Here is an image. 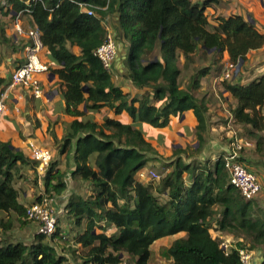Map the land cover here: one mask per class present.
<instances>
[{"label":"trees","instance_id":"obj_1","mask_svg":"<svg viewBox=\"0 0 264 264\" xmlns=\"http://www.w3.org/2000/svg\"><path fill=\"white\" fill-rule=\"evenodd\" d=\"M24 1L8 0L4 15L22 13L30 27L39 29L49 58L58 65L51 71L65 86L62 95L66 112L76 117L60 153L70 146L74 148L76 167L71 176L91 183L89 197L71 198L65 208L77 228L85 225L75 236V243L85 251L84 264H123L125 257L133 264H152L153 244L180 232L186 236L174 239L161 252L169 264H243L240 250L244 245L227 252L210 233L211 221L218 212L222 214L218 221L221 231L243 235L250 240L251 248L263 246L257 250L262 254L260 264H264V209L245 200L228 183L221 158L213 167L203 168L195 163L185 164L180 149L175 151L177 158L170 162V171L161 173L157 181L144 183L136 179L137 173L150 161L159 163L164 158L141 130L108 117L102 125L92 118L78 119L83 115L79 106L84 104L88 110L108 107L116 115L126 112L134 122L165 128L171 117L192 110L198 122L199 145L194 152L199 153L205 143L208 109L193 91L200 87V79L210 68L198 70L187 88L181 89L177 52L182 51L185 65L198 53L213 61H221L228 53L230 62L244 63L248 53L264 47V33L241 15L217 17L213 25L205 13L211 1L194 4L192 0H38L29 6ZM89 9L95 15H89ZM110 14L119 16L117 39L128 44V78L140 89H152L140 97H131L116 87L110 71L94 54L104 41L103 21ZM0 34L4 36L2 29ZM69 46H78L81 54H74ZM5 85L0 76V91ZM223 87L236 101L231 109L234 120L251 126L249 137L260 149L264 143V75L246 86L224 81ZM92 155L94 161L90 162ZM241 160L246 163L242 154ZM19 165H29L37 174V162L10 142L0 141V228L4 231L12 229L14 221L26 218L28 206L19 202L15 188ZM199 169L192 185L186 187L184 173L195 174ZM43 182L45 194L50 197L62 195L67 188L66 175L56 169L54 161ZM160 194L167 199L161 201ZM216 206L221 211L215 210ZM5 214L12 216L6 218ZM110 229L116 232L110 233ZM52 237L37 233L29 244L4 243L0 239V264H65L67 259L51 245Z\"/></svg>","mask_w":264,"mask_h":264},{"label":"crops","instance_id":"obj_2","mask_svg":"<svg viewBox=\"0 0 264 264\" xmlns=\"http://www.w3.org/2000/svg\"><path fill=\"white\" fill-rule=\"evenodd\" d=\"M204 1L206 0H192L194 4H202ZM218 2L211 3L206 7L205 13L208 17L209 14L215 15L214 19L217 17L228 18L233 15H241L246 19L249 17L253 20L255 28L264 33V0H228V2L226 0H219ZM209 20L213 25H216V22L212 21L211 18H209ZM16 25H20L26 30L30 27L29 21L17 13L12 14V16L3 15L0 22V29L4 31L3 37H1L0 34V76L5 79L6 85L0 92L4 91L9 86L12 73L24 62L26 47L31 44V39L26 34L21 35L16 32ZM103 26L106 32L108 30L111 31L117 38L120 32L119 16L117 14L108 15L103 21ZM116 40L118 45V57L113 63L110 71L113 84L119 87L124 93L130 94L131 97H140L146 92H151V88L140 89L136 87L128 78V70L125 65L126 58H124V54L127 56L128 44L125 41ZM69 49L76 55L81 54V49L78 46H69ZM177 54L179 57V68L181 69V76L179 78L180 88L185 89L189 83L187 82L189 81L188 79H190L194 72L191 71L189 73L190 69H188L187 79L183 81L185 59L182 51H178ZM257 54H260L264 61V47L251 51L248 53L247 57ZM41 59L50 69L45 76H42L45 97L36 99L28 90L22 88L11 89L12 91H9V98L6 100V110L0 114V141L10 142L16 149L22 151L25 156L31 160L32 145L45 147L52 151L56 169L65 173L67 179V188L64 193L60 196L53 197L58 221H64L63 223H65V229H63L57 238H64L66 240L67 237L68 242L65 241L67 247L72 246L74 250L80 249L84 251L81 249L80 245L75 243V236L85 229V225L80 229L77 228L74 222L69 220L65 208L71 198L85 199L89 197L92 194L91 183L75 179L71 176L76 167L73 161L74 148L70 146L65 153H60L64 137L71 132V123L76 117L66 112V102L62 95L65 86L62 84L57 74H54V77L51 76L53 74L51 69H57L58 65L51 61L46 47H44L41 52ZM227 62H229V55L228 53H224L221 59L222 69H224ZM246 62L243 63L241 69H239L238 73L231 81L246 86L264 75V65L259 67L257 65L258 61H255V58L250 59V64L244 67ZM221 74H219L221 77L214 76L212 70H210L206 76L200 79V87L193 91L197 98L204 101L208 109L206 114L207 128L204 133L205 143L202 150L198 153V159H196L197 153L194 152L199 145L196 135L198 122L192 110L185 112L182 116L171 117L170 124L165 128H154L143 122H134L126 112H123L121 115H116L114 110L108 107H104L100 110H88L84 104L79 106V109L83 111V115L78 119L85 121L92 118L93 121L102 125L104 119L108 117L110 119L119 120L125 124H132L135 128L141 130L145 139L151 143L160 156L162 155L165 158L171 157L169 163L177 158L175 151L182 149L183 152H181L180 157L183 158L185 164L195 163L203 168H210L214 166L229 145L220 143L223 137L222 135H226L230 142L232 137H237L236 132H242L244 130L247 135H249L251 129V126L241 125L234 120L231 109L236 106V101L231 93L223 87V77ZM201 92L203 93L201 94ZM213 92H215L218 99L211 102L206 96L212 95ZM156 104L161 105V102H157ZM261 135L264 137V130ZM246 140L251 143L246 149L252 148L256 153V157H248L247 160H245L246 164L249 169L258 176L259 181L262 186H264V171H262L264 169L261 167L262 158H260V155L264 154V143L259 146V149L255 139L249 138ZM191 147L194 148L192 153L190 152L191 149H189ZM91 161H94V155L91 156L90 162ZM153 164L159 163L153 160L150 161L144 169L137 173L136 179L148 183L150 178L146 179L145 172L148 170V167L153 166ZM200 171V169L197 170L195 174L185 172L183 176L184 185L190 187L193 183V178ZM256 172H258L259 175ZM15 188L18 191L19 202L25 206H30L33 203L39 202L37 200L38 197L42 199V196L45 194L43 179L40 180L38 174H36L34 169L29 165H19V170L15 176ZM166 197L167 196H164V194L159 195L161 201H165L167 199ZM214 209L221 211L217 206ZM5 215L6 218L12 216L9 214ZM221 216L222 214L218 212L211 221L210 233L213 231L216 233H228L219 229L218 221L221 219ZM102 225L104 226V223H102ZM12 229L6 232H10ZM115 232V229H110V233ZM185 236L186 233L180 232L177 235L158 241L161 244L163 243L169 246L174 239ZM53 239H55V235L51 239L54 243L52 246L57 249L59 253L57 246L60 243H57L58 239ZM4 243L17 242L10 240L4 241ZM65 256L70 262L72 256L70 254H66ZM168 261L170 262V260Z\"/></svg>","mask_w":264,"mask_h":264},{"label":"built area","instance_id":"obj_3","mask_svg":"<svg viewBox=\"0 0 264 264\" xmlns=\"http://www.w3.org/2000/svg\"><path fill=\"white\" fill-rule=\"evenodd\" d=\"M38 0H25L26 5ZM82 6L83 4L80 3ZM8 0H0V22L7 11ZM30 13L29 9L25 10ZM89 15H95L93 9H89ZM22 13H19L21 16ZM16 32L26 34L31 39V44L26 47L24 62L12 73L9 86L0 92V114L6 110V100L9 98V91L13 88H22L30 91L36 99L45 97L42 84V76L49 72V66L41 59V52L44 48L41 41V33L37 27H29L28 30L16 25ZM117 38L111 31L106 32L103 43L95 50L94 54L101 60L103 66L111 71L112 65L118 57ZM236 63L227 62L222 70L224 80H232L238 73ZM12 91V90H11ZM264 117V108L262 111ZM227 149L220 157L223 161L228 175V182L249 201L254 199L262 190L258 176L253 173L248 165L241 160V154L246 147L250 146V141L238 137H232ZM31 158L37 162V174L40 180L45 176L50 163L53 161V153L50 149L39 146H31ZM153 178L158 179L155 173H150ZM26 218L37 223V232L50 238L57 232L58 218L55 211L54 198L44 194L42 200L27 207ZM240 255L243 264H249L250 254L241 249Z\"/></svg>","mask_w":264,"mask_h":264},{"label":"rangeland","instance_id":"obj_4","mask_svg":"<svg viewBox=\"0 0 264 264\" xmlns=\"http://www.w3.org/2000/svg\"><path fill=\"white\" fill-rule=\"evenodd\" d=\"M206 1H211L209 3V4H211L214 2H218L219 0H206ZM226 1L228 2V0H226ZM214 16L215 15L209 14V18H211L212 21H214ZM255 56L250 55L249 57H247V62L244 64V67H246V65L250 64V59H252V58H255V61H258L257 65L259 67L263 66L264 61L262 60L261 55L257 54ZM206 67H209L210 70H212L214 76H220L219 74H221L222 73L221 70H223L221 61H219V60L213 61V59L210 58L209 56H205L203 53H198L195 56H192V61H190L188 65H185L184 73H183V81L187 79L188 69H190L189 73L191 71L194 72V74L191 75V77H192L196 74V72L198 70H200L202 68H206ZM191 77H190V79H191ZM190 79H188V80L190 81ZM222 80H223L222 83H224V79H222ZM189 81H187V82H189ZM230 81L231 80H229L227 82H230ZM202 93L203 92H201V94ZM206 98H208V100L211 102H214L215 99H218L215 92H213L212 95H207ZM236 133H237L236 135L238 138H241V139H249L250 138V137H247L249 135H247L246 131H244V130L242 132H236ZM222 136L223 137L220 140V143L224 144V145L230 144V142L228 141L229 138H227L226 135H222ZM234 137H236V136H234ZM189 149H191L190 152L192 153V150L194 148L191 147ZM198 156H199V154L197 153L196 159H198ZM242 156L244 157V160H247L248 157H256V153H255L254 149L247 148V149L243 150ZM163 158H164L163 162H159V164H153V166L148 167V170L145 172L146 173V179H149V178L151 180L156 179V178H153V176L150 174L151 172L155 173L156 175H158L160 177L161 173H166L172 169V167L170 166L171 164L169 163V161L171 160V157L170 158L169 157L168 158L163 157ZM260 158H262L261 159V164H262L261 167H262V169H264V154L260 155ZM260 158H257V159H260ZM262 171H264V170H262ZM256 173L259 175L258 172H256ZM158 179H156V181ZM36 195H37V193H36ZM252 201H254L255 207H259V208L264 209V186H262L261 192L254 199H252ZM63 222L64 221H58V223H57L58 234H60L63 231V229H65V227H64L65 223H63ZM37 227H38L37 223H35L31 220H28L27 218H23L20 221L16 220V221H14V227L10 232H6L0 228V238L2 239V241L12 240L14 242L19 241V242L29 244L32 241H34L35 236L38 233ZM211 235L213 236V238H218L220 240L221 246L227 252H229L231 248L238 247L239 244L244 245L245 246L244 250L248 251V253L250 254L249 264H260V261L262 259V254H261V251H259L257 249H263V246H257V248H251L250 240L243 237V235H241V234L216 233L215 231H213L211 233ZM56 239H58V238L55 237V239H53V240H56ZM65 241L68 242L67 237H66V240L64 238H60V239H58V242H57V243H60L57 246L60 255L63 254L62 256L65 257L66 259H67V257L65 256L66 254H70L72 256L70 262H69V259H67V262H65V264H84V260H85L84 253H85V251H81L80 249L74 250L72 248V246L67 247V244L65 243ZM50 242H51V245L54 244L52 241H50ZM165 247H166V245L163 243L161 244L159 241L155 242L153 244L152 258H151L152 264H169V261L161 256V252ZM56 251H57V249H56ZM259 253L261 254V256H259ZM254 261H255V263H254ZM123 264H133V262L128 257H125V262Z\"/></svg>","mask_w":264,"mask_h":264},{"label":"water","instance_id":"obj_5","mask_svg":"<svg viewBox=\"0 0 264 264\" xmlns=\"http://www.w3.org/2000/svg\"><path fill=\"white\" fill-rule=\"evenodd\" d=\"M82 1H85V0H82ZM247 20H248L250 23H252V24L254 23L253 20H252L251 18H249V17L247 18ZM121 44H122V43H121ZM124 58H126V54H124ZM242 63H243V62L239 63V65H238V69H241V67H242ZM122 66H123V64H122ZM51 76L54 77V74H52ZM259 256H261L260 253H259Z\"/></svg>","mask_w":264,"mask_h":264}]
</instances>
